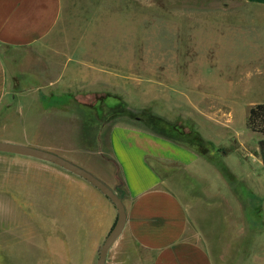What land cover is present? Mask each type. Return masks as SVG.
<instances>
[{"label":"rangeland","instance_id":"obj_1","mask_svg":"<svg viewBox=\"0 0 264 264\" xmlns=\"http://www.w3.org/2000/svg\"><path fill=\"white\" fill-rule=\"evenodd\" d=\"M62 4L39 46L0 48L15 71V98L0 107V142L90 172L118 125L194 148L193 169L212 177L205 196L222 190L196 215L215 251L237 198L247 216L264 206V119L249 122L250 110L264 105V10L237 0ZM178 185L188 195V183ZM84 186L99 193L51 163L0 152V264H95L105 234L94 226L102 216L84 204ZM87 236L90 245H81ZM131 250L118 238L105 264H135Z\"/></svg>","mask_w":264,"mask_h":264},{"label":"crops","instance_id":"obj_2","mask_svg":"<svg viewBox=\"0 0 264 264\" xmlns=\"http://www.w3.org/2000/svg\"><path fill=\"white\" fill-rule=\"evenodd\" d=\"M237 1L264 10V0ZM62 14V0H0V48L21 51L39 46ZM7 65L0 50V107L15 98L10 86L15 71ZM64 72L62 69L57 81ZM16 76L22 79L23 75ZM40 76L44 78L47 73L42 71ZM100 158V169L95 167V174L87 171L122 200L126 221L119 238L126 237L131 245L133 263L264 264V218L260 216L264 206L248 211L247 216L239 198L237 206L228 209L222 243L215 251L211 249L208 232L196 215L199 208L214 204L222 190L205 196L212 177L199 175L193 169L200 159L194 148L118 125L109 132V148L103 150ZM185 171L190 172L189 180L184 177ZM181 182L188 183V195L178 185ZM98 192L84 186V204L102 216L94 226L100 227L106 237L115 222L116 210ZM182 197L188 199V207ZM90 243L87 236L81 245Z\"/></svg>","mask_w":264,"mask_h":264},{"label":"water","instance_id":"obj_3","mask_svg":"<svg viewBox=\"0 0 264 264\" xmlns=\"http://www.w3.org/2000/svg\"><path fill=\"white\" fill-rule=\"evenodd\" d=\"M0 152L34 158L62 168L65 171H68L88 182L90 185L99 190L112 203L116 210V219L112 228L110 229V231L104 238L103 243L101 244L98 257L95 263L105 264L109 249L119 238L125 226V209L120 197H118V195L115 194L105 183H103L101 180L89 173L87 170L55 153L35 147L11 144L6 142H0Z\"/></svg>","mask_w":264,"mask_h":264},{"label":"trees","instance_id":"obj_4","mask_svg":"<svg viewBox=\"0 0 264 264\" xmlns=\"http://www.w3.org/2000/svg\"><path fill=\"white\" fill-rule=\"evenodd\" d=\"M258 117H261L262 119H264V105H261V104L256 105L255 107H253L250 110V113H249V122L251 123L252 122V119L254 121V119H256ZM252 124H253V122H252Z\"/></svg>","mask_w":264,"mask_h":264}]
</instances>
